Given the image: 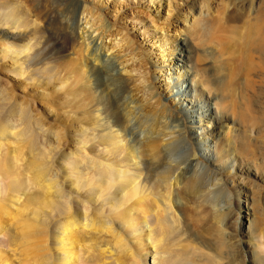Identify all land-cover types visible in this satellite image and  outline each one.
Here are the masks:
<instances>
[{"label":"bare ground","instance_id":"bare-ground-1","mask_svg":"<svg viewBox=\"0 0 264 264\" xmlns=\"http://www.w3.org/2000/svg\"><path fill=\"white\" fill-rule=\"evenodd\" d=\"M35 1L0 0V52L8 65L6 70L24 79L38 74L48 81L56 79L65 95L73 98L64 104L55 102L59 113L63 110L60 123L64 127L62 133L52 132L56 137L54 148H45L38 129H34L28 142L30 155L16 150L23 146L17 138L22 140L26 129L16 120L5 119L9 103L0 106V264H120L121 251L130 247L125 234L136 230L144 264L223 262L220 253L229 244L223 238L217 243V255L199 247H180L191 237L183 231L187 205L183 189L193 177L218 185L231 195L229 212L221 213L222 223H236L238 231L246 236L256 228L253 193L244 181L249 177V183L255 186L262 179L260 166L252 159L258 144L251 131L259 127L258 133L264 135V124L255 117L248 124L243 121L244 133L252 135L244 134L242 140L240 132L235 130L233 134L235 128L219 124L221 129L216 131L219 111L232 110V103L226 100L229 98L217 94L233 81L231 74L217 76L206 70L198 80L200 69L193 61L199 52L185 37L184 45L173 47L177 56L170 69L175 77L170 75L166 86L190 126L184 117L176 116L178 112L162 104L170 118L160 123L163 131H156L151 117L141 130L136 119L137 114L145 117L143 105L132 96L122 97L130 89V78L109 54L102 40L104 34H97L94 22L84 16L91 13L89 3L94 4V0H47L48 5L43 0ZM185 19L189 21V17ZM195 21L191 19L188 29L197 28ZM101 26L110 29L112 25L104 19ZM257 31L258 36L253 41L251 38L252 52L264 64V24L257 26ZM65 44H74L76 51L59 56L61 60H50L56 46ZM10 53L16 56L13 64L7 60ZM10 65L15 66L12 69ZM263 66L260 85L264 82ZM244 83L248 85L247 80ZM25 106L20 109L16 105L20 111ZM30 108L29 113L33 110ZM205 118L210 125L203 124ZM230 132L231 149H226L223 140ZM193 134L198 136L193 138ZM3 138L8 142L1 141ZM11 142L21 147L17 144L11 150ZM57 156L60 165L55 164ZM23 193L30 200L17 207L20 214H13L11 210ZM243 193L248 195L245 202ZM235 194L240 195L236 203ZM218 196V189L208 188L198 199L213 210L222 207H217ZM223 231L220 228L219 234L226 236Z\"/></svg>","mask_w":264,"mask_h":264},{"label":"rangeland","instance_id":"rangeland-1","mask_svg":"<svg viewBox=\"0 0 264 264\" xmlns=\"http://www.w3.org/2000/svg\"><path fill=\"white\" fill-rule=\"evenodd\" d=\"M30 1H33V3L36 2L35 0ZM43 3L44 5H48L49 2L43 0ZM89 7L91 13H85L84 16L90 18L92 22H94V26L98 29L97 34L102 33V37L104 34L102 40L106 47L110 49L109 54L115 56L118 67L121 69L123 68V71H121L130 78V89L128 92H124L122 97L132 96L135 100H138V105H143L145 117L142 118L137 114L136 119L139 129L142 130L145 128L148 124L146 122L147 118L151 117V119L154 120L156 131L158 133L163 131L160 123L162 121L169 122L170 118L164 113L162 104H166L170 109L178 112L176 116L181 118L184 117L183 119H185L187 125L190 126L188 121L189 118L186 117V114L184 115L179 111L180 107L171 99V94L166 86L170 81L169 76H174L170 69V66L176 60L177 56V54L172 51L173 47L177 44L184 45L185 37L189 41L190 46L199 52V56L193 61V65L196 66L197 69H200L198 71V80L200 74L206 70L215 73L217 76L231 74L233 80L231 81L232 83L226 84L222 89L220 88V90L217 91L220 97L225 96V98H229H226V100L232 103V110L228 112L219 111L217 119H215V126L218 125L216 131L221 129L219 124L227 128H235L233 134L235 130H237V132L241 133L242 137L240 136V139L242 140L244 139V134L250 133H244L246 130L244 129L243 131V128H245L244 122L248 124V122L252 121V118L254 120L255 117L257 119L255 121L261 120L264 124V82H262L261 85L259 84L261 81L260 77L262 76L261 70L264 64L259 59V55L252 52L251 46V42L256 35L258 36L257 33H259V28L257 31V26L261 27V24H264V0H94V4L89 3ZM100 17L102 19H100ZM186 17H189V21H186ZM257 18H260V20L258 21ZM104 19L110 21L112 25L110 29L101 26ZM191 19L196 20L197 28L188 29L192 27ZM252 37L253 39L251 41ZM0 40L2 39L0 38ZM249 45L251 48H249ZM78 48L79 47H77V50ZM54 50L55 53L50 57V60L58 61L60 58L59 56L67 55L73 50L76 51V46L74 44H70V46L69 44H65L64 47L63 45H57ZM10 54L7 60H9V63H12V59L16 56L12 55V53ZM56 56H58V58ZM3 58V54L0 52V100H3L0 102L4 103V105L0 104V106L4 107L6 103H9L8 106H5L7 110L5 119L11 118L14 121L16 120L22 129L24 128V131L26 129L27 133L25 136L20 137L22 140L17 138L21 146L23 144L22 147H24V149L18 142H11L10 145L8 144L10 149H16L15 145L17 146L18 144V147H21H17L18 149L16 150L18 153L24 150V152H27L25 155H30L28 154V148L30 147L28 142L35 132L34 129H38L40 141L43 140L41 142H44L42 144L45 145V148H54L55 142L53 137H55V135L53 133H55V131L62 133L64 127L63 122L60 123L62 121L60 114L63 113V110L59 113L61 110H58L55 104L67 103L69 99L73 97L65 95V89H62L60 85L57 84L58 80L56 79L51 80V82L48 81L46 76L43 77L39 74L37 77L36 75H28V79L25 76L24 79V76L17 75L11 71L8 72L9 70H6L8 65H6L5 59ZM53 58H55V60H53ZM119 63L121 64L119 65ZM225 65L226 67H224ZM10 66L13 69L15 65ZM5 71L9 74H6ZM57 77L58 76L55 78ZM59 77H61V75ZM62 77L64 76L62 75ZM62 77L61 79H63ZM245 80H247L248 85L244 83ZM5 81L9 85L6 84ZM256 81H258L257 85ZM159 97L161 98L160 102H162H159L160 105L157 104L158 99H160ZM51 98H55V101ZM123 99L124 98H122L121 101H123ZM21 101L24 103L22 104ZM29 104L32 108H30ZM16 105L19 108L25 106V109H23L24 111L21 110L23 113ZM15 107L17 109H15ZM29 108L31 110L33 109L30 113ZM10 110L14 112H10ZM31 114H34V116ZM29 117L30 120L28 119ZM27 119L29 121H27ZM240 119L242 121V128H240ZM29 123L34 124L31 126ZM42 124L44 125L41 126ZM203 124H209L208 118L204 119ZM42 127H44V129ZM40 131L43 133V138H41ZM251 132L254 137L252 138L257 140L258 144L257 149L254 150L256 154H253L252 159L253 161H255V159L257 160L256 162L260 166L262 177L259 184L255 186L249 183V181H252L249 177H247L248 179L245 178L246 181H244L247 183L246 185L251 188V192L253 193L255 202V230L252 231L249 236H246L238 231L236 223L231 221H229V223H222L221 213L229 212V208H231L229 204L232 202L230 199L231 195H228L229 192L226 190H220L218 185L214 187L208 184L207 181L200 182L193 177L186 182L183 189L187 205L183 210L186 222L184 226L186 230H183V227L182 230L184 232L187 231V235L191 237L188 241L182 243V247H180L182 250H185L184 248L199 247L204 250L205 253L217 255V243L223 238V241L229 244L224 248L223 252L221 251V255L219 254L221 256L220 260H223V262L220 261L221 263L219 264H264V135L260 136L258 133L259 127ZM230 134L232 133L230 132L229 137L223 140V146H225L226 149H231L230 137L232 135ZM254 134L259 135L254 136ZM197 136L196 134L192 135L193 138ZM1 141L5 142L6 140L3 138ZM25 143L28 144L26 145ZM197 146V148H201L200 145ZM250 155L252 154H249V156ZM28 157L29 156H26V159H28ZM58 158L57 156L54 159L56 165H60L61 159L59 158L60 160L58 161ZM252 186L254 188H252ZM208 188L218 189V200L220 205L217 207H222L212 210L208 205L200 203L201 199H198V196L204 193ZM225 194H227V196ZM239 198L240 195H234L235 203L236 201L238 202ZM241 198L245 202L248 195L243 193ZM27 200L28 194L23 193L20 201L16 202V205H14L11 210L13 214H20L17 207L25 206L30 199ZM249 202H251L250 198ZM7 217H9V215ZM112 225L122 230V227H120L118 223H113ZM220 228L222 231L224 229L227 230L223 231L226 233V236L222 233L219 234ZM212 229L213 231L208 234V231ZM228 229H230L229 232L232 233V236L234 234L233 237L228 233ZM237 232H239L238 235ZM125 235L127 244L130 247L127 246V249L121 251L123 257L120 264H144V257H142L140 249H138L142 247V245H137L139 243L136 244V236L139 235V230L138 232L137 230L134 232L127 231Z\"/></svg>","mask_w":264,"mask_h":264}]
</instances>
